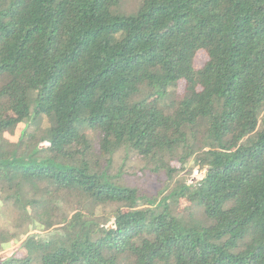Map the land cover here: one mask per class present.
<instances>
[{"label":"trees","instance_id":"trees-1","mask_svg":"<svg viewBox=\"0 0 264 264\" xmlns=\"http://www.w3.org/2000/svg\"><path fill=\"white\" fill-rule=\"evenodd\" d=\"M0 264H264V0H0Z\"/></svg>","mask_w":264,"mask_h":264},{"label":"rangeland","instance_id":"rangeland-1","mask_svg":"<svg viewBox=\"0 0 264 264\" xmlns=\"http://www.w3.org/2000/svg\"><path fill=\"white\" fill-rule=\"evenodd\" d=\"M141 0H122V10L127 12V13H132L135 12L137 10L138 4L140 3ZM196 66L197 67H201L207 60V55L202 52L197 56L196 59ZM177 93H182L184 91V82H181L178 87L176 88ZM193 171L192 173L189 175V182H193L194 180H200L205 176V170H201L199 167L197 166H193ZM145 171V172H144ZM144 174H145V179L144 178H140L139 176L133 177V176H128L127 179L128 181H135L137 185L141 186L144 185L145 181H147L148 179H150V172L146 171V169L144 170ZM137 172V170H136ZM142 172V173H143ZM161 178L166 179L165 175H162ZM134 179V180H133ZM150 187H153L154 185V180L151 179V182H148ZM156 185V184H155ZM161 187V185H160ZM181 207H184L186 205V202L183 200L181 202ZM109 226H113L112 223L109 224Z\"/></svg>","mask_w":264,"mask_h":264}]
</instances>
